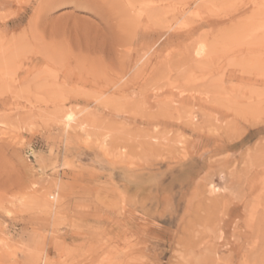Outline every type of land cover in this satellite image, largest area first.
Wrapping results in <instances>:
<instances>
[{
  "label": "rangeland",
  "instance_id": "obj_1",
  "mask_svg": "<svg viewBox=\"0 0 264 264\" xmlns=\"http://www.w3.org/2000/svg\"><path fill=\"white\" fill-rule=\"evenodd\" d=\"M140 1L0 0V264H264V0Z\"/></svg>",
  "mask_w": 264,
  "mask_h": 264
},
{
  "label": "bare ground",
  "instance_id": "obj_2",
  "mask_svg": "<svg viewBox=\"0 0 264 264\" xmlns=\"http://www.w3.org/2000/svg\"><path fill=\"white\" fill-rule=\"evenodd\" d=\"M131 1V0H130ZM142 1V0H141ZM140 1V2H141ZM145 1V3H146V0H144ZM150 0H148L147 2H149ZM140 2H139V4H140ZM209 2H210V0H209ZM209 2L207 1L206 3L207 4H209ZM212 3L213 2H215V0H212L211 1ZM210 2V3H211ZM122 3H124L123 4V7H125L124 5H125V1L123 2L122 1ZM128 3H129V1H128ZM142 3V2H141ZM206 3H205V5H206ZM119 4H120V2H119ZM132 4V3H131ZM134 5H135V3H133ZM136 4H137V1H136ZM134 5H132V6H134ZM142 5V4H141ZM211 5V4H210ZM136 6V5H135ZM143 6V5H142ZM147 6V5H146ZM122 7V6H121ZM151 7V6H150ZM206 7H208L207 5H206ZM127 8V7H126ZM140 8V7H139ZM125 9V8H124ZM123 9V10H124ZM129 9V8H128ZM149 9V7L147 8V10ZM122 10V11H123ZM125 10H127V9H125ZM124 10V12H130L131 11V8L129 9V10H127V11H125ZM140 11H144V10H140ZM149 12L151 11L150 9L148 10ZM145 12V11H144ZM137 13H138V11H137ZM140 14H142V13H140ZM148 14V13H147ZM264 25V24H263ZM264 27V26H263ZM263 27L261 28V29H263ZM263 42V41H262ZM203 44V43H202ZM205 45V44H204ZM204 45H202V46H200L199 47V49L196 51V56H197V58H201L202 56H204L205 57V54H206V56H207V53L208 54H210L211 55V53H212V50L211 49H213V48H209L210 49V51H211V53H209V49L206 47V46H204ZM229 45V44H228ZM228 45H227V47H228ZM212 47H214V45L212 46ZM216 48H217V46H215ZM214 47V49L215 50H213V55L214 54H216V48ZM254 47V46H253ZM31 48V47H30ZM29 48V49H30ZM230 48V47H229ZM255 48V47H254ZM2 49V48H1ZM207 49V50H206ZM232 49V48H231ZM239 49V48H238ZM258 49H260V48H258ZM12 50V49H11ZM226 50V49H225ZM206 51H207V53H206ZM231 51V50H230ZM234 51V50H233ZM255 51V50H254ZM257 52V51H256ZM218 53V52H217ZM251 53V52H250ZM1 54H2V52H1ZM254 54V53H253ZM209 55V56H210ZM213 57V56H212ZM259 58H261V57H259ZM4 59V58H3ZM7 59V58H6ZM6 59H4V60H6ZM206 60H207V58H205ZM4 60H1V61H4ZM7 60H9V59H7ZM197 60V59H196ZM199 60V59H198ZM198 60H197V62H198ZM205 60V61H206ZM11 61V60H10ZM209 61V60H208ZM8 62V61H7ZM13 62V61H12ZM5 64V63H4ZM4 64H1V68H0V74H4L5 72H7L8 71V69H7V66L6 65H4ZM14 64H16V63H14ZM202 64V63H201ZM260 64V63H259ZM262 64V63H261ZM11 65V64H10ZM9 65V66H10ZM13 65V64H12ZM6 66V67H5ZM5 67V68H4ZM11 68H12V66H10ZM13 67H14V65H13ZM9 68V67H8ZM261 68H263V65H262V67ZM264 69V68H263ZM8 73V72H7ZM2 76V75H1ZM7 77V76H6ZM76 120V118H75V116H74V114H72V113H66L65 115H64V123H65V126H66V128H69L70 127V125L74 122ZM81 126H83V124L81 125ZM86 127V126H85ZM81 128H83V127H81ZM63 129H65V128H63ZM72 128H70V130H71ZM69 130V131H70ZM84 130V129H83ZM66 133V132H65ZM94 159H92V161H93ZM101 162V161H100ZM95 163V162H94Z\"/></svg>",
  "mask_w": 264,
  "mask_h": 264
}]
</instances>
